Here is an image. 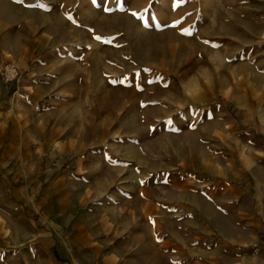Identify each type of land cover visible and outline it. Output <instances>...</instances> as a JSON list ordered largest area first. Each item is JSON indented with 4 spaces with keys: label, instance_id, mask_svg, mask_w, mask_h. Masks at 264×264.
Instances as JSON below:
<instances>
[{
    "label": "crops",
    "instance_id": "1",
    "mask_svg": "<svg viewBox=\"0 0 264 264\" xmlns=\"http://www.w3.org/2000/svg\"><path fill=\"white\" fill-rule=\"evenodd\" d=\"M33 1L0 0V62L23 69L17 83L0 80V264H264V126L203 142L217 150L215 174L202 152L164 186L122 173L127 160L102 174L110 160L81 146H121L143 162L146 138L110 139L111 115L86 107L63 15Z\"/></svg>",
    "mask_w": 264,
    "mask_h": 264
},
{
    "label": "rangeland",
    "instance_id": "2",
    "mask_svg": "<svg viewBox=\"0 0 264 264\" xmlns=\"http://www.w3.org/2000/svg\"><path fill=\"white\" fill-rule=\"evenodd\" d=\"M46 1L64 17V46L78 54L90 90L87 109L97 121L111 115L112 141L137 130L146 138L143 162L121 146H81L86 158L110 160L113 170L101 163L102 174H119L127 160L122 173L137 168L164 186L167 175L189 173L178 161L200 152L215 174L217 150L203 142L264 126V0L33 3Z\"/></svg>",
    "mask_w": 264,
    "mask_h": 264
},
{
    "label": "built area",
    "instance_id": "3",
    "mask_svg": "<svg viewBox=\"0 0 264 264\" xmlns=\"http://www.w3.org/2000/svg\"><path fill=\"white\" fill-rule=\"evenodd\" d=\"M23 75L21 65L13 60L0 62V80L5 84L17 83Z\"/></svg>",
    "mask_w": 264,
    "mask_h": 264
}]
</instances>
